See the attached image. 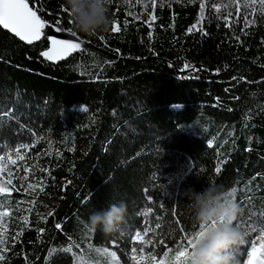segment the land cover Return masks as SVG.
I'll return each instance as SVG.
<instances>
[{
	"label": "trees",
	"instance_id": "trees-1",
	"mask_svg": "<svg viewBox=\"0 0 264 264\" xmlns=\"http://www.w3.org/2000/svg\"><path fill=\"white\" fill-rule=\"evenodd\" d=\"M201 2L204 19L197 24ZM212 3L156 0L150 29L144 21L153 12L151 0H113L107 14L120 21V31L113 33L110 26L85 35L67 24L90 48L57 65L39 57L47 40L27 46L0 28V113L13 117L0 122V144L14 148L39 141L27 155L28 179L21 181L22 167L13 173L15 187L6 185L8 192L0 195L11 202L10 209L26 207L12 212L8 251L0 264H107L109 258L96 251L105 247L119 264H147L140 257L149 253L159 260L167 247L175 251L180 236L173 211L182 225L198 224L183 195L189 188L213 185L226 193L235 188L229 197L239 207L234 225L250 212L258 218L264 211V16H249L256 23L245 28L237 8L227 27V10L220 5L217 14ZM29 4L42 6L38 14L47 21L71 19L59 11L64 0ZM184 63L203 70L181 71ZM92 64L102 67L98 79L100 68L80 74L81 65ZM41 178L43 192L25 191ZM120 201L126 214L119 231L105 235L85 226L93 211ZM156 215L163 227L155 238L142 232L152 243L140 253L143 245L130 236L154 228ZM258 231L242 234L243 239H254ZM244 248L241 243L232 248L238 250L230 255L232 264L246 260Z\"/></svg>",
	"mask_w": 264,
	"mask_h": 264
},
{
	"label": "snow or ice",
	"instance_id": "snow-or-ice-1",
	"mask_svg": "<svg viewBox=\"0 0 264 264\" xmlns=\"http://www.w3.org/2000/svg\"><path fill=\"white\" fill-rule=\"evenodd\" d=\"M112 2L113 0H105L106 6L110 5ZM237 4H239V0H237ZM161 6H163V4H161ZM229 6L230 4L224 5L225 8H228ZM148 7L149 4L145 3V10H147ZM151 7L153 9V12L150 13L148 15V19L144 21V23L147 24L150 29L152 28L153 22L156 20V16L154 15L156 0H151ZM243 7L245 9H251V14L253 17H255L257 11L261 16H264V0H244ZM199 8L201 16L198 18L197 24H199L204 19L203 13L205 5L203 2L200 3ZM211 8L214 9L215 13L217 14L220 12V5L216 3H212ZM42 11V6H39L38 4H33L32 6H30L29 0H0V28L14 34L15 37H18L20 41L25 42L27 45H33L35 42L41 41L42 38L47 40L48 46L46 47V50H41L39 52V57H42L46 61L56 63L68 59L70 56H72L73 53H87V49L84 47V45L88 42L81 40L78 36L77 31L73 30V28L67 27V24L74 25L72 18L68 20L67 23L64 22L62 16H58L52 21H47L42 17V15L38 14ZM59 11L61 13L67 14V16L69 17H72V13L64 5L60 6ZM231 16L232 13L228 12L227 16L224 18L227 27L232 26V22L228 20V17ZM238 19L239 17H237V20ZM243 21L245 28H248L256 23L255 19L249 20L248 14L244 15ZM123 24L126 29L128 26L127 18L124 19ZM119 25L120 21L118 19H114L111 22V31L113 33L119 32ZM46 28L51 29L57 33L67 32L71 38H58L53 35H48L45 32ZM194 28H196V25H193L191 28H189L188 32L191 33ZM204 34L206 35V33ZM148 36L149 38H151V31L148 33ZM99 39L104 40L105 38L101 36L99 37ZM236 39L239 40V37H236ZM104 63L110 65L113 62L105 61ZM80 67V74L82 76L91 75L93 69L100 68V71L96 72L97 79L99 78L100 72L102 71V67L98 64H92L89 67H84L83 65H81ZM186 70L190 71L191 73H195L198 71H202L203 69H198L190 63H184L181 71ZM216 72L219 73V69H217ZM184 78L188 79L195 77L187 75ZM84 111H87V109H84ZM5 116L8 118V120H11L13 118L11 112L6 114L0 113V122L7 123V120H5ZM33 135H35V133H33ZM38 142L39 141H33L31 145L29 143L20 142L16 144L14 148L12 145L7 144L6 142L4 144H0V151H3L5 148L7 149L4 155H0V174L8 170V162L5 161L6 156H8L11 164H16L17 161H24L26 154L33 148H35ZM211 143L212 142L209 141V146H211ZM225 143H227V141H225ZM69 150L71 151L73 149ZM13 152L15 154V159H11V155ZM23 167L25 175L21 177L22 182L28 179L27 174L31 171L27 163H25ZM32 167L35 168L36 165H33ZM39 170L41 172H48V169L46 167H41ZM189 170H192V168L189 167ZM17 171H19V166L17 167ZM215 171L219 173L221 171L220 167L217 166ZM12 177L13 173L11 171H8L7 180L0 182V195L8 192V188L6 187V185L15 187V185H13ZM0 180H2V178H0ZM41 185H43V178H41L36 184L28 183L25 191L32 190L33 192H35L36 188L38 187L39 191L43 192L44 187H42ZM235 191L236 189L233 188L229 192H227L226 195L228 196V198L232 197ZM32 203H34V201ZM11 206V202L7 198L0 200V262L5 261V253H7L8 251V248L5 247V244L7 242V238L5 235L7 231V224L4 222V218L10 216V212L7 209ZM29 211H31V209H29ZM151 211L152 208L149 207L147 211L142 213V215L144 217H147ZM48 215H52V213L49 212ZM172 215L176 217L174 223L179 226L177 228V231L180 234L179 239L175 243V251L173 250V248L167 247V245H165V247H167V250L163 252L159 260H157V257L152 253H149L147 257L141 256L140 259L146 260L147 264H186V258L192 250L195 239H197L198 236L206 230L207 226L199 223L193 224L191 227H186L181 224V221L175 211H173ZM254 218H257V213L254 211L250 212V215L246 221L242 218L241 223L235 224L234 227H236L240 232L241 228L243 227V236H248L251 233H256L258 231L256 227L257 223L264 224V211L259 213V217L257 219ZM154 219L156 221L154 228L145 226L142 229H136L135 235L130 236L131 240L139 241V243L143 245L139 248L140 253L144 252V247L147 246V244L152 243V240L144 241L142 232L143 235L146 236L151 231L153 233V238H155V236L158 235L156 230H160L163 227L162 224L159 223V221L161 220V216L156 215ZM142 223L148 222L142 221ZM57 227H59V225H57ZM40 231L43 232V229H41ZM20 234V232H17L15 236H13V242ZM158 243H164V239L162 236L159 239ZM241 244L245 245L244 251L246 252V260L243 261V264H264V227H261L259 229L258 234L254 239H251L250 241L243 239ZM249 244L250 246H248ZM136 250V247L132 248L133 253H135ZM65 251H70V249H65ZM96 251L108 257L110 264H119L116 253L114 251L110 252L107 247L103 249H96ZM237 251V249H230L228 251V254L233 255ZM170 253H173V255L170 256ZM131 258L133 260H137V257L135 255H133Z\"/></svg>",
	"mask_w": 264,
	"mask_h": 264
},
{
	"label": "clouds",
	"instance_id": "clouds-1",
	"mask_svg": "<svg viewBox=\"0 0 264 264\" xmlns=\"http://www.w3.org/2000/svg\"><path fill=\"white\" fill-rule=\"evenodd\" d=\"M64 6L72 13L71 18L78 32L95 35L110 29L112 21L107 14L105 0H64ZM183 195L189 202L195 221L207 226L195 239L186 264H232L228 251L243 240L241 232L234 227L238 205L228 198L224 190L213 185L203 191L189 188ZM125 214L123 201L109 202L107 208L93 211L85 226L111 235L120 230Z\"/></svg>",
	"mask_w": 264,
	"mask_h": 264
},
{
	"label": "rangeland",
	"instance_id": "rangeland-1",
	"mask_svg": "<svg viewBox=\"0 0 264 264\" xmlns=\"http://www.w3.org/2000/svg\"><path fill=\"white\" fill-rule=\"evenodd\" d=\"M208 2H214L218 5H221L224 7L225 4H230V6L228 8H225L227 10V12H234L237 8L241 9V12L245 15L248 14V16L253 17L251 14V9H245L243 7V2L244 0H239V4H237V0H207ZM258 12V11H257ZM28 153L25 156V160L24 161H17L16 164H11L9 161L8 156L5 157V161L8 162V170L5 171L4 173L0 174V178H2V180H0V182L2 181H6L7 180V176L5 174H8V171H11L12 173H18L17 171V167L19 166V170L23 167L24 163L26 162L27 158H28ZM11 159H15V154L14 152L11 155ZM7 193V192H6ZM24 203V202H23ZM18 209H26V207L24 208V206H22L21 204H17L13 209L8 208L7 210L10 212V216L5 217L4 218V222L7 224V228H9L8 226L11 225V217H13V210H15L17 212ZM25 213V211H24ZM243 245V244H241ZM244 246V245H243ZM250 246V245H248ZM101 254V253H99ZM103 255V254H102ZM107 264H110V261H107Z\"/></svg>",
	"mask_w": 264,
	"mask_h": 264
},
{
	"label": "water",
	"instance_id": "water-1",
	"mask_svg": "<svg viewBox=\"0 0 264 264\" xmlns=\"http://www.w3.org/2000/svg\"><path fill=\"white\" fill-rule=\"evenodd\" d=\"M1 29H2V28H1ZM2 30H3L4 32L10 34L12 37L16 38L17 40H19L18 37H15V36H14V34L8 32V31L5 30V29H2ZM45 32H46V34H48V35H53V36H56V37H58V38H71L67 32L57 33V32H55V31H53V30H51V29H48V28L45 29ZM80 39L83 40V41H85V40L82 39V38H80ZM42 40H43V38H42ZM19 41H20V40H19ZM20 42L23 43V44H25V45H27V44H26L25 42H23V41H20ZM39 42H40V41H39ZM36 43H38V42H35L34 44H36ZM34 44H33V45H34ZM27 46H31V45H27ZM84 47H85L86 49H89V48H90V44L87 43V44L84 45ZM76 54H78V53H73L72 56H73V55H76ZM70 57H71V56H70ZM70 57H69V58H70ZM69 58H68V59H69ZM66 60H67V59H66ZM45 61H46V60H45ZM64 61H65V60H64ZM64 61H59V62H56V63H53V62H50V61H46V62H48V63L51 64V65H57V64L62 63V62H64Z\"/></svg>",
	"mask_w": 264,
	"mask_h": 264
}]
</instances>
